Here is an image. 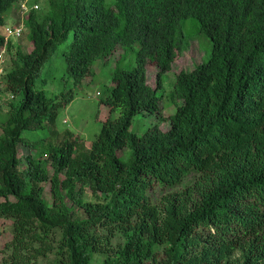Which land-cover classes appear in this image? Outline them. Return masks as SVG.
<instances>
[{
	"label": "trees",
	"instance_id": "16d2710c",
	"mask_svg": "<svg viewBox=\"0 0 264 264\" xmlns=\"http://www.w3.org/2000/svg\"><path fill=\"white\" fill-rule=\"evenodd\" d=\"M19 1L0 0V46ZM189 19L212 48L175 74L165 116L164 74L189 46ZM21 22L33 49L18 47L1 81L16 95L0 118L3 264H264V0H46ZM119 47L135 60L112 68L89 150L71 132L62 143L24 135L56 126ZM138 115L151 118L143 133Z\"/></svg>",
	"mask_w": 264,
	"mask_h": 264
},
{
	"label": "rangeland",
	"instance_id": "374dc122",
	"mask_svg": "<svg viewBox=\"0 0 264 264\" xmlns=\"http://www.w3.org/2000/svg\"><path fill=\"white\" fill-rule=\"evenodd\" d=\"M113 1V0H107ZM46 0H39L40 8L43 7ZM19 18L18 8L15 5L13 9H11L6 14V23L13 24L16 18ZM195 20L189 19L186 25V33L188 36L189 46L185 52H183L176 59L173 69L170 72L164 74V87L167 90V96L164 97L163 104L165 103V109L163 113L165 116H169L175 108L170 106L171 100L169 98L170 86L174 83L175 74L180 72L181 70H191L194 68L195 64L200 63L202 60H206L212 48V43L207 35L203 32H198L195 29L194 25ZM18 47H22L24 51L29 52L33 49V45L28 41L26 37V33L21 39H16L12 41L11 49H8L6 53L3 55V59L7 62L11 61L13 56L16 53V49ZM0 52H2L0 47ZM124 57L126 60L125 63H134L135 54L133 51L129 49H125L123 47H119L117 51L111 56L109 62L107 64H103L105 60H98L94 66L95 74L92 77H89L84 80L78 87L75 88V98L72 102H70L66 107L62 108L55 120L54 127L47 128L45 130H41L38 132L25 131L24 135L31 137L34 140L38 139H46V142L53 143H62L64 139H67V132L72 133V137L80 140V145L82 147L81 150H89L91 143L96 139L97 134L100 132L104 121L107 119L110 108L107 105L100 104L101 95L103 89L106 85L112 84V68L114 67L116 61ZM104 61V62H103ZM57 77L61 78L65 71V63L57 62L56 65ZM148 83L152 87L157 86V75L159 68L155 63H149L148 66ZM56 74V73H55ZM54 81V80H53ZM58 81L55 80L53 83ZM55 88V87H54ZM50 87L53 92L55 89ZM11 100H4L2 105L1 116L8 110V103ZM119 112L115 113V116H118ZM150 117L136 116L134 120V128L137 132L143 133L151 124ZM164 130H167L170 127L169 122H164L161 126ZM1 133V129H0ZM28 152V148L22 147L21 154H25ZM89 194L90 191H88ZM48 199H50V195L47 194ZM71 204V203H70ZM12 239V221L7 219L0 220V264H3L4 257L6 253H3L5 245ZM39 261H43L40 258Z\"/></svg>",
	"mask_w": 264,
	"mask_h": 264
},
{
	"label": "built area",
	"instance_id": "2783aa9c",
	"mask_svg": "<svg viewBox=\"0 0 264 264\" xmlns=\"http://www.w3.org/2000/svg\"><path fill=\"white\" fill-rule=\"evenodd\" d=\"M30 0H20L16 6L18 8V14L20 15V17H24L26 15V13L31 9V8H39V4L35 3L34 5H30L29 3ZM24 24L23 22L16 24H7L4 27V35H5V40H6V46L9 40L11 39H18L19 37L22 36L23 32H24ZM6 46H0L2 52H0V102H4V100H13L16 98V95L13 92H3L2 91V78L4 76L5 73V60L3 59V55L4 53L7 52L6 50Z\"/></svg>",
	"mask_w": 264,
	"mask_h": 264
}]
</instances>
